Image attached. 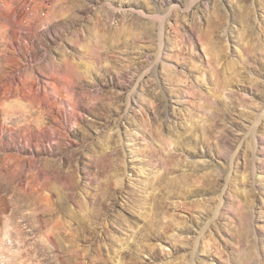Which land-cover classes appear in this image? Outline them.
<instances>
[{
	"label": "rangeland",
	"instance_id": "374dc122",
	"mask_svg": "<svg viewBox=\"0 0 264 264\" xmlns=\"http://www.w3.org/2000/svg\"><path fill=\"white\" fill-rule=\"evenodd\" d=\"M0 264H264V0H0Z\"/></svg>",
	"mask_w": 264,
	"mask_h": 264
},
{
	"label": "bare ground",
	"instance_id": "6f19581e",
	"mask_svg": "<svg viewBox=\"0 0 264 264\" xmlns=\"http://www.w3.org/2000/svg\"><path fill=\"white\" fill-rule=\"evenodd\" d=\"M168 172V171H167ZM156 180H158V177L156 178ZM154 238H156V239H160V238H162L160 235H157V236H154Z\"/></svg>",
	"mask_w": 264,
	"mask_h": 264
}]
</instances>
